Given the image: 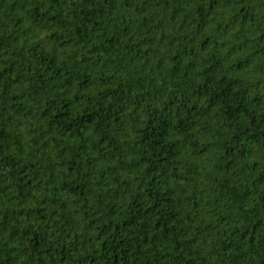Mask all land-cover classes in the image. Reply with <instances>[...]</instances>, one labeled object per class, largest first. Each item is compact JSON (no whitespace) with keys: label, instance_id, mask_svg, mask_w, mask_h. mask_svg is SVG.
I'll return each mask as SVG.
<instances>
[{"label":"trees","instance_id":"16d2710c","mask_svg":"<svg viewBox=\"0 0 264 264\" xmlns=\"http://www.w3.org/2000/svg\"><path fill=\"white\" fill-rule=\"evenodd\" d=\"M0 264H264V0H0Z\"/></svg>","mask_w":264,"mask_h":264}]
</instances>
